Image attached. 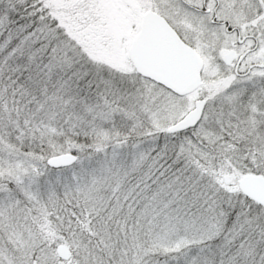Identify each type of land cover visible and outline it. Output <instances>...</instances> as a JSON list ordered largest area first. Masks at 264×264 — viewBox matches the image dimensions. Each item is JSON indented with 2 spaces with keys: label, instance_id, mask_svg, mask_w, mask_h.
<instances>
[{
  "label": "snow or ice",
  "instance_id": "1",
  "mask_svg": "<svg viewBox=\"0 0 264 264\" xmlns=\"http://www.w3.org/2000/svg\"><path fill=\"white\" fill-rule=\"evenodd\" d=\"M0 264H264V0H0Z\"/></svg>",
  "mask_w": 264,
  "mask_h": 264
}]
</instances>
